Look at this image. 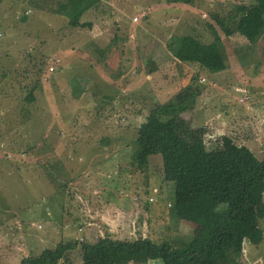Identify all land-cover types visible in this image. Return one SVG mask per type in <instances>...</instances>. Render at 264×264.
<instances>
[{"label": "rangeland", "instance_id": "rangeland-1", "mask_svg": "<svg viewBox=\"0 0 264 264\" xmlns=\"http://www.w3.org/2000/svg\"><path fill=\"white\" fill-rule=\"evenodd\" d=\"M64 1L0 0V264L68 239L190 243L203 226L172 215L161 155L143 169L133 163L134 133L193 84L200 94L182 117L205 129L206 146L225 135L264 158V34L251 44L220 23L254 0H99L81 17L89 29L57 15ZM173 35L217 40L227 68L212 74L177 60L166 48ZM26 106L32 120L22 125ZM259 226L241 264H264ZM56 264H83L80 248Z\"/></svg>", "mask_w": 264, "mask_h": 264}, {"label": "trees", "instance_id": "trees-1", "mask_svg": "<svg viewBox=\"0 0 264 264\" xmlns=\"http://www.w3.org/2000/svg\"><path fill=\"white\" fill-rule=\"evenodd\" d=\"M98 2L66 0L58 6L57 15L66 17L73 28L89 29L91 22L81 21V17ZM232 12L229 25L220 21L225 34L239 33L254 44L264 34V0L237 4ZM166 48L177 60L197 63L207 73L227 68L217 40L202 43L191 35H173ZM262 57L264 60V47ZM33 81L25 96L28 103L35 100L33 92L39 84ZM199 94L196 86L188 84L167 102L153 107L134 133L132 158L143 169L151 156L161 155L163 178L171 184V213L176 220L203 226L200 237L177 246L148 237L130 240L106 235L95 242L68 239L37 256L24 257L18 264H56L78 247L83 264H129L138 259L160 260L162 264H241L246 241L262 235L258 227L264 222V158L258 159L248 147L225 135L218 145L208 148L203 139L205 129L182 117L193 108ZM22 113L19 117L25 125L32 114L27 106Z\"/></svg>", "mask_w": 264, "mask_h": 264}, {"label": "built area", "instance_id": "built-area-1", "mask_svg": "<svg viewBox=\"0 0 264 264\" xmlns=\"http://www.w3.org/2000/svg\"><path fill=\"white\" fill-rule=\"evenodd\" d=\"M137 19V17H134V20H136Z\"/></svg>", "mask_w": 264, "mask_h": 264}, {"label": "crops", "instance_id": "crops-1", "mask_svg": "<svg viewBox=\"0 0 264 264\" xmlns=\"http://www.w3.org/2000/svg\"><path fill=\"white\" fill-rule=\"evenodd\" d=\"M262 243H263V242H262ZM262 243H261V244H262Z\"/></svg>", "mask_w": 264, "mask_h": 264}]
</instances>
